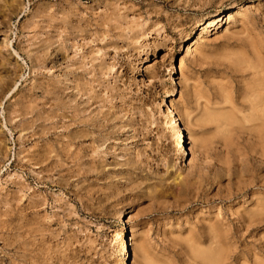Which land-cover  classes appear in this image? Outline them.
<instances>
[{
	"label": "rangeland",
	"instance_id": "374dc122",
	"mask_svg": "<svg viewBox=\"0 0 264 264\" xmlns=\"http://www.w3.org/2000/svg\"><path fill=\"white\" fill-rule=\"evenodd\" d=\"M252 50L264 0H0V264H264Z\"/></svg>",
	"mask_w": 264,
	"mask_h": 264
},
{
	"label": "bare ground",
	"instance_id": "6f19581e",
	"mask_svg": "<svg viewBox=\"0 0 264 264\" xmlns=\"http://www.w3.org/2000/svg\"><path fill=\"white\" fill-rule=\"evenodd\" d=\"M227 16H228V19H230L232 17L230 10L227 11L226 17ZM219 17L220 16H212L210 18V20L207 22V27H210V26L217 24L216 20ZM203 30H205V28H203ZM195 45L196 44H192V45L188 46L186 51L187 52L194 51ZM256 52L253 51L252 54H254ZM247 56H248L247 54H241V55L237 56V58H235L236 60H234V61L231 60L232 62H230L229 64L227 63V67L232 68L233 70H236V71L244 72V73L249 72L250 75H252V79H251L250 83L248 84V87L244 90L243 96L249 102V109L251 110V112L250 111L249 112L252 114L253 121L254 122L257 121L259 123L261 122L260 125L264 126V56H261V54H259V53L252 55V57L249 56L250 58H248ZM173 93L174 92H172V94ZM247 117L249 118L248 115H247ZM168 118H169V121H167L165 131H166L167 135H169V138L171 139L172 142L178 141L179 139L182 140L181 145L178 147V150L181 152L182 158L184 157L183 162L185 164L188 163V165H190L192 163L190 152H189V149H187L186 143L183 141V135L180 132L178 121L176 120L174 113L172 111H169V117ZM250 119H251V116H250ZM250 122H251V120H250ZM257 130H259V129H257ZM261 131H263V130H261ZM256 132H258V131H256ZM123 231H124V233L122 235V238H123V246H122L123 255H124V257H127L129 261H131L132 247L134 245L133 244V241H134L133 229L132 228H124ZM210 251H211V249H210ZM201 255L202 256H200V257L204 258L203 254H201ZM211 255L213 256L214 253H212ZM215 255H216V251H215ZM213 257L216 259V257H218V256H213ZM213 257H210V259H214ZM215 259H214V261H215ZM217 262H218V259H217ZM124 264H128V263L126 262Z\"/></svg>",
	"mask_w": 264,
	"mask_h": 264
}]
</instances>
